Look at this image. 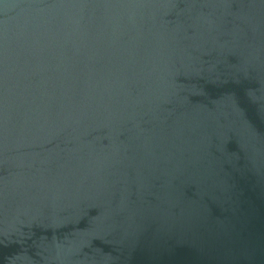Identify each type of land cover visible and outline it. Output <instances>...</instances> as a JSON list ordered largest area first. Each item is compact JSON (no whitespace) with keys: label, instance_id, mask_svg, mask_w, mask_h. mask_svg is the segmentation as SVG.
Returning a JSON list of instances; mask_svg holds the SVG:
<instances>
[{"label":"water","instance_id":"95a60500","mask_svg":"<svg viewBox=\"0 0 264 264\" xmlns=\"http://www.w3.org/2000/svg\"><path fill=\"white\" fill-rule=\"evenodd\" d=\"M0 264H264V0H0Z\"/></svg>","mask_w":264,"mask_h":264}]
</instances>
